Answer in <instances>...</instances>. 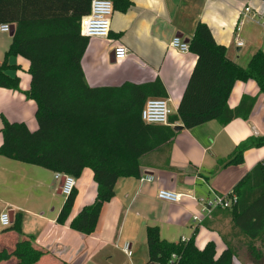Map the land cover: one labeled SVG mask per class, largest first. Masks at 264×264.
<instances>
[{
	"label": "crops",
	"instance_id": "crops-1",
	"mask_svg": "<svg viewBox=\"0 0 264 264\" xmlns=\"http://www.w3.org/2000/svg\"><path fill=\"white\" fill-rule=\"evenodd\" d=\"M127 1L131 5L125 11L113 9L109 37L88 40L81 66L90 87L119 86L124 82L144 84L159 79L174 115L197 58L190 52L181 54L171 49L173 38L189 42L196 25L205 24L215 42L225 46L227 57L241 67L248 64L256 51L264 50V27L258 23L264 15L261 0ZM37 7V12H71L65 10L64 0L39 2ZM245 8L251 13L242 19ZM11 37L0 32V64ZM117 45L127 49V57L120 62L112 55ZM8 62L17 67L9 76L19 79V91L0 88V129L4 117L9 122L24 123L33 132L37 129L36 105L25 95L30 87L29 63L19 56L9 58ZM243 97L255 98L246 120L235 119L227 125L210 121L188 130L182 127L174 131L175 137L165 147L142 157L139 178L153 176L154 180L141 183L139 178L118 179L114 197L103 205L91 235L69 228L78 211L95 201L97 185L89 169L76 180L77 197L70 217L64 225H58L56 218L65 199L60 200L56 210L55 200L36 195L40 190L54 198L61 195L54 173L0 157V190H4L0 191V200L6 201L0 213L13 214V220L16 213H21L23 221L24 216L32 217L28 224L21 223V234L3 233L8 227L0 225L3 228L0 251H10L24 237L32 236L34 244L44 251L35 264H145L148 259L145 230L155 226L167 242L189 240L194 234L199 250L212 241L216 255H220L225 248L222 238L233 240L229 233L231 219L223 212H215L212 218L204 217L202 201L213 194L228 195L264 159L263 146L246 151L241 165L226 168L218 165L240 142L264 136V95L258 92L254 82H239L231 91L228 107L236 108ZM175 126L182 125H171ZM19 188L22 195L16 199L12 194L18 193ZM159 190L181 194L180 202L159 200ZM51 204L52 216L48 217L46 208ZM194 216L201 218L200 221L194 222ZM124 247L127 253L123 252ZM262 252L264 256V249ZM0 264L16 262L8 260ZM232 264H264V260L250 263L243 248Z\"/></svg>",
	"mask_w": 264,
	"mask_h": 264
},
{
	"label": "trees",
	"instance_id": "trees-1",
	"mask_svg": "<svg viewBox=\"0 0 264 264\" xmlns=\"http://www.w3.org/2000/svg\"><path fill=\"white\" fill-rule=\"evenodd\" d=\"M44 1L51 0H0V24L15 26L0 64V88L19 91V79L9 76L17 67L8 60L16 56L27 60L30 87L25 95L36 105L37 124L31 132L24 123L1 117L0 157L75 180L89 169L97 185L95 201L82 207L69 222V228L82 235L95 232L102 207L114 197L118 179L139 178L140 159L175 137L171 125L180 123L188 130L210 121L227 125L235 119L246 120L255 98L243 97L234 109L227 105L239 82H254L264 95V50L256 51L241 67L227 57L225 46L215 42L209 28L198 23L188 42L189 52L197 59L176 113L169 117L167 126L145 124L141 120L145 102L166 98L162 82L156 79L144 84L90 87L81 66L89 39L81 36L79 23L89 12L91 0H64L65 10L71 12H37L38 3ZM109 1L113 9L121 11L131 5L127 0ZM263 146L264 136L247 138L218 165H241L246 151ZM228 194L236 197L233 206L215 210L208 217L223 212L231 219L229 233L234 241L224 236L225 248L220 255H216L212 241L199 250L194 234L186 242H167L157 227L149 226L145 230V264H232L243 248L250 263L263 261L264 159ZM76 197L75 189L65 197L56 218L58 225L70 217ZM21 220V213H16L12 225L2 232L21 234ZM43 255L33 237L26 236L12 250L0 251V263L15 260L16 264H35Z\"/></svg>",
	"mask_w": 264,
	"mask_h": 264
},
{
	"label": "built area",
	"instance_id": "built-area-1",
	"mask_svg": "<svg viewBox=\"0 0 264 264\" xmlns=\"http://www.w3.org/2000/svg\"><path fill=\"white\" fill-rule=\"evenodd\" d=\"M251 10L245 8L241 14L242 19L250 16ZM113 14V5L109 0H91L89 5V12L87 15L80 19V34L86 38H101L107 39L109 37L111 16ZM259 25L264 27V15L261 17ZM242 22H240V25ZM10 26L8 24H0V32L9 33ZM241 42H238L240 46ZM171 49L181 53L186 54L189 52L188 44L181 41L179 38H173L170 42ZM114 58L117 61H123L127 57V49L122 45H117L113 49ZM171 116V111L168 107V100L165 98H152L148 99L143 106L141 111V120L148 125H159L167 126L169 125V117ZM63 178V184L61 186L60 192L64 197L69 196L76 186V180L69 175L65 174H54V179L60 181ZM154 180L153 176L140 177L139 181L152 182ZM182 195L177 194L167 190H159L157 193V198L159 200L168 203H178L180 202ZM236 201L234 195H218L213 194L211 197L206 198L202 201V213L204 217H209L213 211L218 209H229L233 206ZM201 218L193 217L194 222H199ZM0 225L2 227H9L11 225L10 215L7 211L0 213ZM181 242H186L185 238H181ZM124 253H127V248L124 247Z\"/></svg>",
	"mask_w": 264,
	"mask_h": 264
},
{
	"label": "rangeland",
	"instance_id": "rangeland-1",
	"mask_svg": "<svg viewBox=\"0 0 264 264\" xmlns=\"http://www.w3.org/2000/svg\"><path fill=\"white\" fill-rule=\"evenodd\" d=\"M168 107H169V109H170V111L171 112H173V109H172V107H171V104L170 103H168ZM42 170V169H41ZM22 186V189H24L25 188V186H23V185H21ZM31 187V186H30ZM41 189V188H40ZM3 189H1L0 191H2ZM4 191V190H3ZM18 193H16V194H12V195H15L16 196V199H20V196L22 195L21 193H22V191H21V188H19V190L17 191ZM36 195H42V197H48L49 198V201L50 200H55L56 202H52L53 204H54V206H55V209L57 210L58 208H59V202H60V200H64L65 198H64V196L63 195H60V196H57V197H52V196H49V195H47L46 194V192H43V190H40L39 192H38V194H36ZM39 196H37L36 197V199L39 197ZM5 203H6V201L5 200H0V210H1V208H2V206H4L5 205ZM30 203H32V204H34L35 205V202H30ZM53 204H51L50 206H48L47 208H46V211H47V216L48 217H51L52 216V214L50 213V211H51V209H52V205ZM10 211H13V210H10ZM14 211H16V210H14ZM16 213V212H15ZM23 219H24V221L22 220L21 221V223H24V224H28L29 222H30V220L32 219V217H28L27 218V216H24L23 217ZM3 228H1L0 227V233H1V230H2ZM4 230V229H3ZM264 249V248H263Z\"/></svg>",
	"mask_w": 264,
	"mask_h": 264
},
{
	"label": "water",
	"instance_id": "water-1",
	"mask_svg": "<svg viewBox=\"0 0 264 264\" xmlns=\"http://www.w3.org/2000/svg\"><path fill=\"white\" fill-rule=\"evenodd\" d=\"M13 33H14V26L11 25L10 30H9V35L12 36ZM184 43L188 44V40H185ZM112 55L114 56V52H112ZM181 129H182V126H175L173 128V131L177 132V131H180ZM62 184H63V178L58 182L59 194H61L60 189H61ZM10 221H11V223L13 222V214H11V213H10Z\"/></svg>",
	"mask_w": 264,
	"mask_h": 264
}]
</instances>
